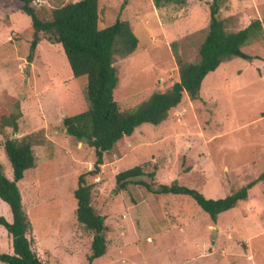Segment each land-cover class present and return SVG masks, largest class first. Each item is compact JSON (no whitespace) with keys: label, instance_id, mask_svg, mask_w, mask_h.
I'll list each match as a JSON object with an SVG mask.
<instances>
[{"label":"rangeland","instance_id":"374dc122","mask_svg":"<svg viewBox=\"0 0 264 264\" xmlns=\"http://www.w3.org/2000/svg\"><path fill=\"white\" fill-rule=\"evenodd\" d=\"M79 0H34L48 10ZM212 0L184 5L152 0H98L99 28L127 21L138 48L114 65L119 82L114 99L130 110L152 93L178 81L174 51L198 60ZM0 0V94L20 108L14 137L35 134V168L17 183L32 225V250L46 264H88L92 235L76 221L73 193L78 177L92 169V149L64 130L63 119L88 108L86 78H74L62 48L45 39L28 60L31 21ZM219 17L231 30L259 19L264 0H222ZM176 42L173 48L172 43ZM256 57L221 64L202 82L200 98L187 97L158 126L143 124L104 155L101 172L87 178L91 204L105 218L106 254L91 264H264V181L246 201L211 221L185 195L156 196L138 185L117 191L116 174L143 166L156 184L179 185L207 199H222L264 173V40L243 48ZM16 105V107H15ZM10 129L0 135V164L12 180L4 150ZM0 216L10 220L0 201ZM0 253L12 254L0 227Z\"/></svg>","mask_w":264,"mask_h":264},{"label":"trees","instance_id":"16d2710c","mask_svg":"<svg viewBox=\"0 0 264 264\" xmlns=\"http://www.w3.org/2000/svg\"><path fill=\"white\" fill-rule=\"evenodd\" d=\"M30 18L32 38L29 43L28 60L32 61L35 50L45 39L62 48L74 78H86L88 108L63 119L66 134L88 145L93 152V166L78 177L73 193L76 201L77 223L92 235L88 264L106 254L108 227L105 218L98 214L92 204L93 186L87 178H96L101 172L104 155L117 145H123L135 129L143 124L158 126L171 110L177 108L187 97L190 101L200 98L203 80L221 64L239 58L251 62L256 57L246 54L243 48L250 43L264 40V31L259 19H254L242 29L231 30L219 17L222 0H212L209 23L198 47V60H186L174 51L178 81L164 91L152 93L133 109L121 110L114 99L119 82V72L114 62L117 58L131 56L138 48L129 22L116 20L106 28H99L98 0L69 2L51 10L35 7L34 0H2ZM188 0H152L156 7L162 4L184 5ZM176 42L172 43L173 48ZM15 98L0 94V135L10 129L3 150L12 168V180L8 179L0 164V201L6 204L10 220L0 216V227L11 240L12 254L0 253V264H46L32 250L28 238L32 225L24 210L17 183L24 173L35 168L33 146L42 143L35 134L14 137L18 132L17 120L20 108L10 111ZM16 107V105H15ZM155 171L145 172L143 166H135L115 176L116 190L125 191L130 185H138L156 196L185 195L215 222L217 216L246 201L248 191L264 181V173L244 187L222 199H207L196 190L178 184H156Z\"/></svg>","mask_w":264,"mask_h":264},{"label":"water","instance_id":"95a60500","mask_svg":"<svg viewBox=\"0 0 264 264\" xmlns=\"http://www.w3.org/2000/svg\"><path fill=\"white\" fill-rule=\"evenodd\" d=\"M64 130L66 131V129L64 128Z\"/></svg>","mask_w":264,"mask_h":264}]
</instances>
